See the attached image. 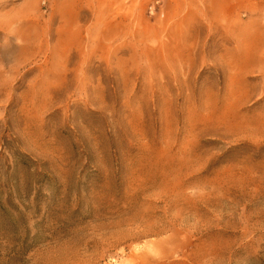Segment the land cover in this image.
<instances>
[{
    "label": "rangeland",
    "instance_id": "374dc122",
    "mask_svg": "<svg viewBox=\"0 0 264 264\" xmlns=\"http://www.w3.org/2000/svg\"><path fill=\"white\" fill-rule=\"evenodd\" d=\"M0 264H264V0H0Z\"/></svg>",
    "mask_w": 264,
    "mask_h": 264
}]
</instances>
